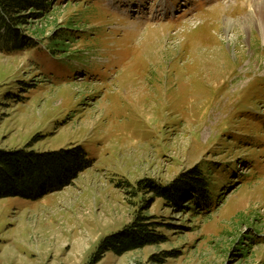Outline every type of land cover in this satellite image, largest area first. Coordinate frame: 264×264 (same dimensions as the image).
Here are the masks:
<instances>
[{
	"label": "rangeland",
	"instance_id": "374dc122",
	"mask_svg": "<svg viewBox=\"0 0 264 264\" xmlns=\"http://www.w3.org/2000/svg\"><path fill=\"white\" fill-rule=\"evenodd\" d=\"M259 1L54 0L23 26L45 31L38 47L0 52V149L82 148L93 163L34 199L0 198V264H89L138 213L168 240L96 264H264ZM62 34L54 58L46 38ZM201 167L202 213L137 184L171 188Z\"/></svg>",
	"mask_w": 264,
	"mask_h": 264
},
{
	"label": "trees",
	"instance_id": "16d2710c",
	"mask_svg": "<svg viewBox=\"0 0 264 264\" xmlns=\"http://www.w3.org/2000/svg\"><path fill=\"white\" fill-rule=\"evenodd\" d=\"M53 3L54 0H0V52H22L38 47L41 39L37 41L35 36L44 33V26H35L32 30H25L23 26L33 18L48 20ZM62 35L51 40L46 38L45 48L51 51L54 58L61 55L60 51H67L68 43L64 39L69 36ZM67 153L61 150L39 153L26 148L0 149V198L16 196L34 199L61 188L69 182V178L93 163L82 148ZM39 155L43 156L40 158ZM137 184L139 188L165 198L182 212L187 209L202 213L198 211L213 197L210 178L202 167L187 173L177 185L173 182L171 188L156 185L149 179L140 180ZM149 219L147 214L138 213L132 225L107 238L101 247L103 251L96 254L89 264L99 262L101 253L105 251L121 255L166 242L167 236L159 233ZM152 258L156 264L164 260L159 255H153Z\"/></svg>",
	"mask_w": 264,
	"mask_h": 264
},
{
	"label": "bare ground",
	"instance_id": "6f19581e",
	"mask_svg": "<svg viewBox=\"0 0 264 264\" xmlns=\"http://www.w3.org/2000/svg\"><path fill=\"white\" fill-rule=\"evenodd\" d=\"M249 2H253V0H248ZM250 12L254 14L253 22L256 27L260 28L264 34V0L255 3V6H251ZM248 19V16L246 17ZM236 24V21L227 20V30L232 29ZM244 29H250L251 23L244 24L242 26Z\"/></svg>",
	"mask_w": 264,
	"mask_h": 264
}]
</instances>
